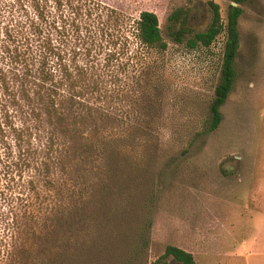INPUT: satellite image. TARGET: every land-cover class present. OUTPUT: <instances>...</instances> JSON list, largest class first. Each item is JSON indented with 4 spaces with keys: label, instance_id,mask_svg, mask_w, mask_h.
I'll list each match as a JSON object with an SVG mask.
<instances>
[{
    "label": "rangeland",
    "instance_id": "rangeland-1",
    "mask_svg": "<svg viewBox=\"0 0 264 264\" xmlns=\"http://www.w3.org/2000/svg\"><path fill=\"white\" fill-rule=\"evenodd\" d=\"M93 1L129 18L130 54L139 50L130 27L144 11L158 17L167 50L148 51L142 70L130 72L132 93L113 104L103 136L112 169L82 156L78 192L57 220L44 205L37 212L30 172L19 179L8 169L0 142V264H129V236L142 219L137 195L155 200L139 264H154L167 246L196 264H264V0L241 6L236 80L211 133L226 33L209 48L186 47L211 24L210 0ZM213 1L226 23L233 0ZM7 3L0 0V18ZM180 8L189 12L181 44L168 22Z\"/></svg>",
    "mask_w": 264,
    "mask_h": 264
},
{
    "label": "trees",
    "instance_id": "trees-1",
    "mask_svg": "<svg viewBox=\"0 0 264 264\" xmlns=\"http://www.w3.org/2000/svg\"><path fill=\"white\" fill-rule=\"evenodd\" d=\"M251 1L233 0L224 23L219 6L210 0L211 24L186 42L190 50L209 48L226 33L207 133L220 126L221 108L234 88L241 6ZM4 7L0 18V142L5 158L12 159L5 166L15 170L19 179L30 172L37 212L44 205L54 221L78 192L81 176L76 175L82 156L95 154L105 170L112 169L109 147L102 143L112 120V106L116 102L124 105L132 93L129 74L142 67L145 54L150 50L163 53L168 46L158 17L148 11L141 12L130 27L139 45L130 54L129 18L93 0H8ZM188 20L189 12L182 8L169 16L176 43H183L188 35ZM10 137L13 145L8 143ZM154 203V198L137 195L142 219L129 236L133 246L129 264H139L150 247ZM171 262L196 264L192 254L174 246H167L154 264Z\"/></svg>",
    "mask_w": 264,
    "mask_h": 264
}]
</instances>
